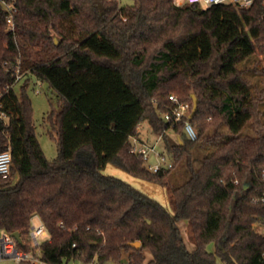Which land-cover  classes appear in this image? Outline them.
I'll return each mask as SVG.
<instances>
[{"label": "trees", "instance_id": "1", "mask_svg": "<svg viewBox=\"0 0 264 264\" xmlns=\"http://www.w3.org/2000/svg\"><path fill=\"white\" fill-rule=\"evenodd\" d=\"M11 1L14 31L0 6V151L12 156L10 175L0 177V230L17 231L27 249L31 218L39 217L49 235L39 246L44 264H264V236L254 226L264 218V79L252 76H264L256 66V54L264 55L263 0L248 7ZM17 60L28 69L18 91ZM29 75L61 100L44 118L56 134L53 159L35 132ZM171 93L190 112L191 93L197 97L188 119L194 139L182 122L163 118ZM142 121L158 135H177L166 147L171 168L151 172L130 151ZM107 164L164 185L173 212L103 173Z\"/></svg>", "mask_w": 264, "mask_h": 264}, {"label": "rangeland", "instance_id": "2", "mask_svg": "<svg viewBox=\"0 0 264 264\" xmlns=\"http://www.w3.org/2000/svg\"><path fill=\"white\" fill-rule=\"evenodd\" d=\"M117 1L121 5H127L132 2V0H117ZM51 37L56 44H58L61 41L60 37L55 33H51ZM17 57L18 59L21 60L22 57L21 51L17 53ZM256 58L258 59V61L256 62L257 70L262 69L264 71V55L257 53ZM27 71L28 69L23 70L22 72H27ZM252 76L254 80L256 79L258 80L259 84H262V81L264 79L263 74L255 72ZM25 77L26 76H23L19 81L15 82V89L17 91ZM38 82L39 81L35 76L29 75V85L27 88V94L31 102L32 120L34 123L36 135L38 137V140L40 142L41 148L45 156L48 159H53L57 154L56 134L55 132H52V135H50V128L48 124L44 121V118L50 110L52 109L59 110L61 100L57 95V93L46 82L41 83L40 87L37 86ZM36 87L39 88L40 90L39 92H36ZM137 130L142 141H144L147 145L150 146L153 145L156 152L163 154L166 158H169L166 147L168 144H171V142L174 143L178 138L177 135L173 133L172 130H168L166 132L165 137L159 136L157 133H155L152 130V128L149 126V124L146 121H142L138 125ZM154 162H155L154 155H150L147 160V163L152 164ZM102 171L105 174L113 175L128 182L136 189L158 200L160 203L164 205V207L169 212L171 213L173 212L171 202L169 200V192L164 185H160L155 182L133 176L128 172H126L125 170L112 164H107ZM247 186L248 185L246 184V188ZM40 222L41 221L37 216H33L31 218V223H33L34 225H38ZM178 226L180 227L181 234L186 246L189 249H191L193 247V239L187 221L180 220L178 222ZM254 226L257 228L258 224L255 223ZM209 248H212V245H210ZM39 256L40 255L38 253V257ZM148 258H150V254L147 252L146 259ZM123 259H125V255ZM0 264H44V263L39 259L36 261H32V260H17L12 257H0ZM63 264H97V262L95 260L91 262H85L81 259L76 258V259H71L67 263H63ZM105 264H114V263L106 262Z\"/></svg>", "mask_w": 264, "mask_h": 264}, {"label": "built area", "instance_id": "3", "mask_svg": "<svg viewBox=\"0 0 264 264\" xmlns=\"http://www.w3.org/2000/svg\"><path fill=\"white\" fill-rule=\"evenodd\" d=\"M254 0H172V3L181 6L184 4H199L201 6H210L213 4H228L234 3L240 6L248 7ZM264 5V0H263ZM0 6L5 12V22L7 29L14 31V13L17 8L11 0H0ZM14 82L19 81L24 72L20 70L19 60L13 68ZM39 81L37 86L40 87ZM36 87V92H39V88ZM8 88V87H7ZM170 100L169 109L162 114L163 118L170 122L172 125L177 122L183 123V131L190 139L196 137V131L189 122L190 107L188 102L180 101L173 93L168 96ZM0 118L6 121V115L4 111L0 110ZM162 136V135H159ZM130 151L141 156L144 160V165L147 170L151 172L159 171L160 169H169L173 166V162L170 158H166L163 154L155 151L154 146L147 145L139 135H132L129 138ZM150 155H154L155 162L150 164L147 160ZM12 164V156L9 149L0 151V177L7 178L10 175ZM264 200V196L261 198ZM257 230L264 236V218L262 222L258 223ZM45 238H49L48 232L42 222L38 225L30 224L28 231V248L23 249L19 247L16 240L12 235L5 231H0V257H12L17 260H40L38 257L39 246ZM120 264H129L127 260H123Z\"/></svg>", "mask_w": 264, "mask_h": 264}, {"label": "water", "instance_id": "4", "mask_svg": "<svg viewBox=\"0 0 264 264\" xmlns=\"http://www.w3.org/2000/svg\"><path fill=\"white\" fill-rule=\"evenodd\" d=\"M191 98H192V108H191V112L189 114V118H191L195 114V112L197 110V102H198L197 97L195 96V94L191 93ZM81 152L86 154L88 157H91V153L90 152H85V151H81ZM11 235L16 240V242L21 244L20 236H19V233L17 231L12 232ZM130 244L133 247H139L140 242L139 241H135V242H132Z\"/></svg>", "mask_w": 264, "mask_h": 264}, {"label": "crops", "instance_id": "5", "mask_svg": "<svg viewBox=\"0 0 264 264\" xmlns=\"http://www.w3.org/2000/svg\"><path fill=\"white\" fill-rule=\"evenodd\" d=\"M139 135V134H138ZM140 136V135H139ZM0 231H2V230H0Z\"/></svg>", "mask_w": 264, "mask_h": 264}]
</instances>
